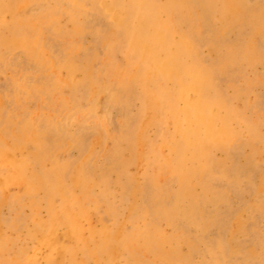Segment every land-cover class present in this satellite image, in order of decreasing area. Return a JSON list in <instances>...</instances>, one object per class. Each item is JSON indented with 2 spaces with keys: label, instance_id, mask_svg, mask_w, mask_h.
Masks as SVG:
<instances>
[{
  "label": "bare ground",
  "instance_id": "6f19581e",
  "mask_svg": "<svg viewBox=\"0 0 264 264\" xmlns=\"http://www.w3.org/2000/svg\"><path fill=\"white\" fill-rule=\"evenodd\" d=\"M0 264H264V0H0Z\"/></svg>",
  "mask_w": 264,
  "mask_h": 264
},
{
  "label": "rangeland",
  "instance_id": "374dc122",
  "mask_svg": "<svg viewBox=\"0 0 264 264\" xmlns=\"http://www.w3.org/2000/svg\"><path fill=\"white\" fill-rule=\"evenodd\" d=\"M261 43L259 42L257 45L259 46Z\"/></svg>",
  "mask_w": 264,
  "mask_h": 264
}]
</instances>
